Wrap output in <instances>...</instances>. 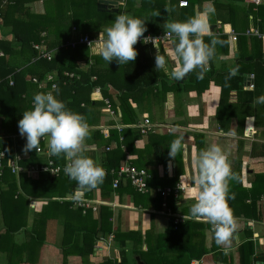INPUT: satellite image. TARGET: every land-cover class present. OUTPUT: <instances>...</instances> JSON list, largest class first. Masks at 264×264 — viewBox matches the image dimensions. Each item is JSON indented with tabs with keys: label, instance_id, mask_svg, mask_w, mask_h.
Returning a JSON list of instances; mask_svg holds the SVG:
<instances>
[{
	"label": "crops",
	"instance_id": "crops-1",
	"mask_svg": "<svg viewBox=\"0 0 264 264\" xmlns=\"http://www.w3.org/2000/svg\"><path fill=\"white\" fill-rule=\"evenodd\" d=\"M78 1L83 0H28L26 4L32 15L56 17L55 22L47 23L51 26L58 25L63 31L67 27L71 40L78 34L89 36L85 30L74 24L75 19L79 20V10L75 8V3ZM115 1L118 2L117 12H115L117 15L138 13L133 12L136 6V4L132 5L134 1L130 2V6L126 5V0ZM164 1L165 7L161 16L165 19V24L170 20H185L208 7L214 9L210 18L212 32L223 43L217 45L216 56L210 62L208 71L202 79L197 78L194 71L181 81H174L160 71L161 74L154 76L153 81L148 85H139L134 91L126 93L124 89L117 88L121 85L120 72L125 64L119 65L114 60L110 67L117 74L116 85L107 83L104 86L96 85L92 88V99L98 101V104L93 102L92 111L99 114V120L92 124L90 129L99 128L109 132L110 129L116 130L117 126H122L132 130L134 141L129 144L131 151L129 152V148L126 147L128 154L127 157L119 160L120 165L132 159L153 172L154 176L163 178L166 175L168 179L176 177V184L181 183V185L185 184L183 178H190L197 174L192 162L193 156L210 143L220 145L230 162L232 171L237 176L236 180L229 181L227 193V203L237 224L235 238L227 247L217 246L211 225L204 220L188 217V210L193 201L184 199L181 190L162 196L157 189H164L170 185L160 187L151 184L150 181H148V190L143 193L135 190L130 183V187L127 186L128 182L122 180L119 184L122 188L119 186L113 188L111 184L109 190L100 184L91 191L82 192L86 198L101 202L95 205V209L91 206H79L73 200L65 199L72 193L67 192L61 200L68 201V206L60 205L55 207V210H50L49 218H38V214L49 202L47 198L40 197V193L43 192L40 188L44 185L43 182H46L43 178L56 179L65 175L62 173L59 176H52L49 173H41L37 177L36 175L29 177L26 172L28 167L45 164L49 159L54 160L55 156L48 153V138L41 140L43 145L40 147H44L45 151L37 152V157L32 162L28 160L30 151H24L26 137H22L19 131L7 133L1 127L0 137L12 139V155L7 158L6 152L1 151L5 153V158L1 169L0 189L8 191V194L5 193L4 198H1L5 200V203L0 204V236L2 237L0 264H130L129 255L134 257V264H240L242 256L239 248L243 244H247L248 251L252 252L249 264H264V156L260 154L261 150L264 153V123L263 125L255 124V116L258 113L255 100L248 101L247 97L240 96L235 86L229 87V79L226 81L229 69L236 68V75L232 77H241V90L254 91L255 89L245 88V80L252 73L254 74V88L257 82H262V86L256 87V94L264 95V38L248 32L250 29H255L259 34L264 35V3L254 6L245 0H186L188 5L181 7L179 0ZM97 2L98 0L93 5L95 8ZM87 8L90 11L88 14L92 15L94 13L92 5ZM87 8L84 7L85 10ZM75 9L78 10L77 13ZM146 15L153 16L149 11ZM86 16L89 17L87 14ZM95 23H97L96 20ZM90 25L91 22L87 26L91 27ZM166 31L163 28L156 35L151 31L144 33L152 37H161L159 40L161 53L171 51L162 37ZM43 32L41 42L33 44L32 48L36 52V59L52 61L55 52L48 49L45 44L47 35ZM234 36L235 39H233ZM12 37V27L4 26L0 18V39L10 41ZM208 39L204 37L205 42ZM139 43L146 47L148 61L145 62L147 67L144 74L146 80H151L150 68L151 66L155 68L157 49L152 43L138 42L137 44ZM34 45L48 49L51 59L42 58ZM14 47L17 50L20 49L19 44ZM76 48L79 50L83 47L78 48L77 46ZM84 50L92 54L91 47L84 46ZM139 52L134 62L138 57L143 58L142 50ZM85 54L81 52V55ZM26 55L13 53L8 58L17 70L26 64L28 59ZM0 56H4L1 49ZM85 58L86 56H81L77 60L79 69L86 68ZM175 63L176 61L170 58L169 68L174 67ZM50 72L57 74L55 70L45 72L44 79ZM9 77L12 80L13 77L11 75ZM33 77L37 78L35 74L25 73L24 80L33 82ZM105 87L112 99L117 101L114 106L110 103L111 101L109 102V97L102 93ZM96 88H99L98 93L95 92ZM37 92L39 90L32 88L24 92L22 97L31 100L32 105L33 95ZM123 93L130 110L126 116L130 121L126 122H123L122 109L117 100L118 95ZM62 97L58 95L59 99H64L68 104L73 103L71 97ZM105 100L112 105L109 110L105 108ZM80 106H86L85 102L81 101ZM145 118L150 120L154 129L147 134H140L137 124L142 123ZM178 136L184 137V150L173 158L168 154V146ZM89 139L91 138L86 140L87 154L98 160L103 168L109 170V166L104 164L107 156L105 144H109L108 146L114 151L117 149L116 141L103 138L101 139L103 145L100 141L92 143ZM254 143H256L255 148ZM260 145H263V148ZM123 150H125L124 147ZM156 150L159 151L161 159L164 157L165 164L156 159ZM15 155L21 156L18 164L23 168L18 173H13L8 167V161ZM60 160L58 163L54 162L62 165L67 161L62 157ZM7 173L14 175L18 184L13 198L9 195L10 187L4 182L8 177ZM108 175H111L113 179L112 174L109 173L106 176ZM21 176L38 183L37 187L40 188L35 186L32 188L33 192H38V194L23 197V201H26L28 206L25 213L19 212L20 216L3 220V207L9 202L11 210V207H14L12 202L16 200L14 197L23 193L19 182ZM29 183L32 182L29 181ZM52 183L57 184V180ZM131 187L141 194L162 197L161 209H150L148 201L144 202L147 208L136 205L138 197L132 195ZM57 191L62 190L57 189ZM101 206L106 207L103 210L110 213V217L105 222L106 229H96V226H93L94 219H98ZM89 213L92 217L88 216ZM34 216L37 218L39 228L35 224ZM173 216H182V221L175 224ZM171 225L180 230L176 240L169 239L173 248L162 246L158 242ZM7 226L8 230H14L13 243L10 242V238H7L9 237ZM139 235L143 240L140 245L136 241ZM202 247L206 250L199 254V249ZM192 254L199 255L191 257Z\"/></svg>",
	"mask_w": 264,
	"mask_h": 264
},
{
	"label": "trees",
	"instance_id": "trees-1",
	"mask_svg": "<svg viewBox=\"0 0 264 264\" xmlns=\"http://www.w3.org/2000/svg\"><path fill=\"white\" fill-rule=\"evenodd\" d=\"M28 0H0V18L2 19V24L4 26H11L12 27V39L10 41L8 40H2L0 39V49L3 51L4 56H0V128L3 127L5 129V132L7 133H15L19 131L18 129V121L22 118L23 112L27 109L31 108V100H26L22 97L24 92L35 88L39 90V92H45L48 88L51 86V82H45L44 86L42 88H38V83L36 82H29L24 80L25 73L35 74L37 76L38 81L44 80V73L48 71H56V78L53 82L57 84V88L59 89L58 95L60 97H71L72 102L71 104H68L64 99V103L66 106L71 109L72 111L81 114L85 117L86 122L91 126L92 124L96 123L99 120V114L92 111V104L97 103L98 101H94L92 99V88L96 85H102L104 86L107 83H115V78L117 77V74L115 73V70L110 67V65L113 63L111 61L109 65L103 61L98 55L89 54L88 51L85 52L84 46L80 45L82 49L76 50L77 48H71L66 47V43L70 40L69 39V31L67 32V27H65V31L60 30V28L57 26H51L47 22H55L56 17H38L35 15L30 14L29 7L27 6ZM95 1L97 0H83L78 1L75 3V8L79 10L78 18L79 20L75 19L74 24L81 29L85 30L91 39H96L99 36L100 31L104 32V29L111 25L114 18H111L109 15H117L109 10H101V11H95L92 15L88 14L89 11V5H94ZM126 5L130 6V2L134 1L132 3L136 4L134 11H137L138 13H134L133 15L135 17H139L143 20H145V24L147 27V31H151L152 34L156 35L161 30H163V26L165 25V19L161 16V13L164 10L165 7V1L164 0H126ZM78 3V4H77ZM86 6V10L84 7ZM75 9V13L78 12V10ZM147 11L151 12L152 14L154 12H159V16H149L146 15ZM86 14L89 16L87 17ZM152 17V18H151ZM88 18V19H87ZM99 18L102 22H104L103 26H97L98 22L96 23V26H91L89 28L87 25L85 26L86 21H93ZM87 19V20H86ZM148 24V25H147ZM46 32V41L45 44L47 45L48 49H52L55 52V55L53 57L52 61H47L43 59H36V52L32 48L33 44L41 42V33ZM43 32V33H44ZM19 44L20 49L17 50L14 45ZM140 44V43H139ZM136 44L134 45L135 48L138 50V54H140L139 51L142 50V57H138L136 62H130L123 66L121 74V81L120 86L117 88H121V90H125L127 92L134 91V89H137L139 85H148L150 82L153 81L154 76L160 75L161 72H157L154 67L151 66V73L150 77L151 80L145 79V68L147 65L145 64L146 60L148 61V56H146L145 49L146 47L142 44ZM78 46V48H80ZM47 49V50H48ZM87 50L88 47H87ZM49 51V50H48ZM81 52H83L85 55H81ZM13 53H21V56L26 55L27 62L26 64L22 65L20 69L15 68L13 64L10 62L9 58L11 54ZM81 56H86V68H78L77 60ZM107 64V65H106ZM65 72H73L74 77L69 78L64 73ZM12 76L13 85L11 86L9 84L10 77ZM108 76V77H105ZM95 77V78H94ZM113 84V85H114ZM114 85V87H116ZM241 77H231L229 79V87L233 88L235 86L236 89H238V94H241L240 96H243L244 98L247 97L248 101L256 100L257 97L260 95L256 94V89L261 85L262 82H257V88L255 87L254 91H242L241 90ZM102 93L104 96L109 97V102L113 104V106L116 104V102L112 99V97L107 92V88H103ZM125 93V92H124ZM121 94L118 95L117 98L119 106L121 107V111L123 113V122L130 121L126 118L128 115L129 106L126 104V97L125 95ZM243 94V95H242ZM62 97V98H63ZM81 101L85 102L84 107L80 106ZM100 103L102 101H99ZM111 105V104H110ZM112 106V105H111ZM231 106V105H230ZM256 109L258 113L255 116V124L256 125H263L264 123V104H256ZM131 120L133 119L130 118ZM92 134H90L91 139H89L90 142L94 141H100L101 144H103V141L101 139H108L109 141H116V148L114 151L112 149L107 150V156L105 158V163L109 166V169L114 168L118 169L120 166L119 160L124 159L127 157L128 152L126 153L127 148L130 150V142L134 141L132 133L133 131L127 128H123L121 132H118L115 129H110L109 134L107 136H103V132H101V129L99 128H93L91 130ZM122 136V139H119L120 136ZM119 136V137H118ZM11 138L8 137H0V152L5 151L7 158H10L12 155V143ZM40 145H43V142L41 141ZM104 145V144H103ZM109 145V144H108ZM108 145L105 144V147ZM261 148H263V145H260ZM123 147L125 150H123ZM127 147V148H126ZM253 147H256V143L253 144ZM128 151V150H127ZM36 150L30 151V157L28 160H31L34 162L35 158L37 157ZM116 152V153H115ZM156 159L158 161L161 160L163 164H165L164 157L160 158V153L158 150H156ZM113 154V155H112ZM116 154H119V156H116ZM130 154V153H129ZM262 156H264L263 150H261L260 153ZM63 156H55L54 161L56 163L60 162V158ZM119 158V159H118ZM26 160V161H28ZM7 161V159L5 160ZM30 162V161H28ZM26 162V163H28ZM132 165H135L136 167L142 168V165L139 164L137 161L130 160L129 161ZM25 163V162H24ZM151 172V171H149ZM7 178L4 180L8 187H10L9 195L13 198V195L15 191L18 189L17 180L14 177V175H9L7 173ZM263 175H261L262 177ZM263 178V177H262ZM46 180V182H43L42 188L37 187L38 183H36L33 180H30L29 178H26L25 176H21L19 179L21 189L23 193H21L16 198L14 197V202L11 207V210L9 209L10 205L8 202L7 206L3 207L2 212V219L7 220L9 218H12L13 216H20L18 213H25L28 210L27 202L23 201V197H28L30 194L32 196H35L38 194V192H33L34 189L33 186L40 188L43 190L42 193H40V197L47 198L49 202L43 208L42 212L38 214V218L44 219L50 217V210H55V207H59L60 205L68 206V201L61 200L62 197L67 192H76L78 188L77 183L74 180H70L69 177L66 176H60L55 178H43ZM57 180V184H53ZM32 182L31 184L29 183ZM43 181V180H42ZM150 183L156 186L164 187L167 185L174 186V184L177 183V178L172 177V179H168L166 175L163 178L154 176L153 172H151V178ZM36 183V184H35ZM34 184V185H33ZM112 184V176L108 175L105 176V179L102 183V185L106 189H111ZM30 186L31 189H30ZM127 186L130 187L129 183ZM119 188H122L121 185ZM132 188V187H131ZM57 189H61L62 191L58 192ZM132 195L137 198L136 205H140L144 208L146 207L145 201H148L150 204V209L153 210H159L161 209V203H162V197L156 196L151 197L148 194H141L136 192L132 188ZM51 192V194H49ZM8 194V191H2L0 189V204H4L5 200H1V198H4V195ZM154 207V208H152ZM106 207L101 206L98 213V219H94L93 226H96V229H106L105 222L106 219L110 217V213L104 211L103 209ZM89 217H92V214H88ZM35 217V216H34ZM7 218V219H6ZM35 224L40 227L37 221V218H34ZM97 224V225H96ZM102 225V226H101ZM9 232L10 242H12L13 239V229L8 230L7 226V233ZM180 230L179 228L175 229L171 226H169L166 234L164 236H161L160 242L163 245H166L170 248H173L171 246L169 239L176 240L177 237H179ZM2 237L0 236V240ZM43 241V236H42ZM139 245L143 243L142 236L139 235V239L136 240ZM146 242V241H145ZM187 250H190L186 247ZM193 249V248H192ZM205 248L199 249V254H202L205 252ZM241 258H240V264H245L250 262L251 259V253L248 251L247 244H243L240 248ZM84 251V249H83ZM89 253V250H88ZM142 253V252H141ZM192 254L191 257L198 256ZM190 257V258H191ZM189 258V260H190ZM188 260V262H189ZM125 264V263H123Z\"/></svg>",
	"mask_w": 264,
	"mask_h": 264
},
{
	"label": "clouds",
	"instance_id": "clouds-1",
	"mask_svg": "<svg viewBox=\"0 0 264 264\" xmlns=\"http://www.w3.org/2000/svg\"><path fill=\"white\" fill-rule=\"evenodd\" d=\"M213 13L214 9L208 7L185 20L168 21L163 26L167 30L163 38L170 52L161 53V37L145 36V20L129 14L116 15L111 25L104 29L103 35L100 34L95 43L90 42L89 47L91 45L92 54L98 55L108 65L113 60L124 65L135 61L138 50L134 45L138 41L152 43L157 49V72L163 71L170 79L181 81L195 71L197 78L202 79L216 56L217 45L223 43L212 32L210 18ZM152 15L155 17L160 13L154 12ZM204 37L209 38L207 42ZM170 58L176 61L172 68L168 66ZM236 72V68H230L226 81ZM53 90L35 93L32 107L24 111L18 121L19 133L27 141L24 151H38L41 140L47 137L49 155L63 156L68 161L65 174L77 183L82 192L91 191L103 183L106 171L98 160L87 154L86 140L91 134L90 126L84 116L69 109L58 98L59 89L55 85ZM255 103L264 104V95L257 97ZM183 141L184 137L178 136L170 142V157H177L183 152ZM192 162L197 174L183 178V186L181 183L177 185L184 194L183 198L193 201L188 217L204 220L211 225L216 245L227 247L237 230L227 203L228 185L237 176L222 147L215 143L199 150Z\"/></svg>",
	"mask_w": 264,
	"mask_h": 264
},
{
	"label": "built area",
	"instance_id": "built-area-1",
	"mask_svg": "<svg viewBox=\"0 0 264 264\" xmlns=\"http://www.w3.org/2000/svg\"><path fill=\"white\" fill-rule=\"evenodd\" d=\"M245 2L252 4L254 6H259L262 3H264V0H245ZM188 5V2L186 0H179V6L181 7H185ZM249 33H253L258 35L261 38H264V35H261L257 32V30L255 29H250L248 31ZM166 33V32H165ZM101 34V36L103 35L102 33H99V35ZM164 33L162 34L163 37ZM148 36V35H145ZM100 37L98 36L96 39H99ZM96 39H91L87 34H78L76 35L73 39L69 40L66 45L71 47V48H76L77 46L80 45H85V46H89L90 42L94 41L93 43H95ZM233 39H235V36L233 37ZM139 42V41H138ZM137 42V43H138ZM34 47L39 50V55L42 58H46V59H51V53L50 51L46 50L43 47H40L39 45H34ZM91 47V45H90ZM66 76H68L69 78H73L74 77V73L73 72H65L64 73ZM56 78V73H47L45 76V79L43 81H38L35 77L32 78L33 82L38 83V88H42L44 86L45 82H51V86L47 91H54L53 90V86L55 85L57 87V84L55 82H53ZM95 78V77H94ZM10 84H13V81L10 80L9 82ZM245 88L248 90H253L254 89V74H249L245 80ZM46 91V92H47ZM99 88L95 89V92L98 93ZM111 107L110 103L108 102V100H105V108L107 110H109V108ZM137 127L139 129L140 134H147L148 132L152 131L154 129L153 124H151L150 120L145 118L143 120L142 123H138ZM123 129L122 126H117L116 130L118 132H121V130ZM101 132H103L104 136H107L109 133L107 132V130L101 129ZM122 139V137L120 138ZM42 140H46V137ZM106 150H110L111 147L107 146L105 147ZM45 151L44 147H39L38 152H42ZM5 158V153L4 152H0V178L2 176V166H3V159ZM21 159L20 155H15L14 158L10 159L8 161V167H10V170L13 173H18L20 171L23 170L22 167L19 166L18 161ZM68 163V161H66L64 164L60 165V164H56L54 162V160L49 159L47 163L45 164H39L36 166H30L26 169V172L28 174V176H34L36 175V177L41 174V173H49L52 176H59L60 174H64L65 176H67L64 172V168L66 166V164ZM105 169V168H104ZM106 171V175L107 174H112L113 177V182H112V187L113 188H117L122 181L124 182H128L130 183L131 186L134 187L135 190H137L138 192H146L148 190V181L151 178V174L149 172V170L147 168H139L136 167L135 165H132L130 162L126 161L124 162L122 165H120V167L118 169H114L111 168L109 170L105 169ZM178 184H176V186L172 187H166L164 189H157V192L160 193L162 196H166L169 195L171 193H176L178 192L179 189ZM183 186V185H182ZM78 193H81L78 195ZM65 199L67 200H73L75 203H77L79 206H83V207H92L93 209L96 208V204L101 203L100 201H96V200H92L89 198H86L81 190H77L74 193L69 194ZM264 199V196H263ZM173 221L175 224L179 223L180 221H182V216H173Z\"/></svg>",
	"mask_w": 264,
	"mask_h": 264
},
{
	"label": "water",
	"instance_id": "water-1",
	"mask_svg": "<svg viewBox=\"0 0 264 264\" xmlns=\"http://www.w3.org/2000/svg\"><path fill=\"white\" fill-rule=\"evenodd\" d=\"M117 5L118 2L115 0H98L97 2V9L100 10H109L112 12H117ZM139 260L138 257H136Z\"/></svg>",
	"mask_w": 264,
	"mask_h": 264
},
{
	"label": "rangeland",
	"instance_id": "rangeland-1",
	"mask_svg": "<svg viewBox=\"0 0 264 264\" xmlns=\"http://www.w3.org/2000/svg\"><path fill=\"white\" fill-rule=\"evenodd\" d=\"M92 10H93V12L95 13V11H97V7L95 8L93 5H92ZM114 14H116V13H114ZM111 18H114L116 15H109ZM89 22H91V25L90 26H96V23H95V20H93V21H86L85 23H87V25H89ZM97 22H98V24H97V26H103L104 25V22H102L101 20H99V18L97 19ZM89 28H91V27H89ZM129 259H130V261L132 262V264H134V257H132L131 255H129ZM131 262H130V264H131Z\"/></svg>",
	"mask_w": 264,
	"mask_h": 264
}]
</instances>
